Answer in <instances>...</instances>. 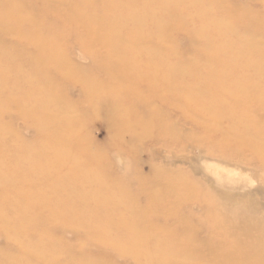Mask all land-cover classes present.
<instances>
[{
  "label": "rangeland",
  "instance_id": "rangeland-1",
  "mask_svg": "<svg viewBox=\"0 0 264 264\" xmlns=\"http://www.w3.org/2000/svg\"><path fill=\"white\" fill-rule=\"evenodd\" d=\"M66 1L0 0V56H4L0 58V135L7 134L6 124L10 126L8 137L0 147L9 155L6 164L12 184L17 186L19 179L24 182L22 190L9 187L7 196L3 190L1 194L3 186L0 184V212L4 211L8 224L16 226L15 236L13 230L5 227L0 230V264H150L144 253L157 250L166 257L170 248H181L182 254L197 263L195 255L212 256L210 244L222 245L227 240L226 235L234 241L243 240L245 223L264 226V166L249 150L229 145L237 136L224 132L227 121L218 117L212 119L204 110L193 108L183 98L182 90L176 91L181 97L174 100L170 91L151 90L145 80L138 82L132 78L125 83L133 89L128 92L121 89L124 81L120 78L102 76L99 73L102 57L114 46L95 41L93 34L71 21L70 0ZM220 1L222 8L218 10L210 4V10L231 23L234 28L231 33L240 34L254 26H246L228 16V8L237 11L242 7L264 14V0ZM140 2L134 0V3ZM201 2L209 5L211 0ZM135 7V11H151L154 18L169 21V35L164 38L158 35V38L155 23L142 15L138 26L144 33V41H137L138 45L128 40L121 43L122 47L133 45L141 49L146 46L152 54L142 59L141 65L148 61L158 63L160 57L156 55V59L152 55L163 53L161 61L165 65L184 62L188 67L184 77L187 79L189 73L194 72L190 71L193 65L205 67L213 60L197 56L196 51L201 49L200 38L191 40L184 36L196 26L192 23L196 19L191 20L186 14L187 27L180 28L184 5L168 8L169 15L161 13L167 9L142 8L137 4ZM125 23L128 25L121 29V34L131 26V22ZM256 28L257 32L264 33V18ZM206 32L212 37V28ZM259 39L264 44L263 38ZM43 43L56 45L60 63L41 62L36 49ZM165 54L173 58H166ZM6 55L10 57L5 59ZM129 57L135 60V56H127V59ZM136 59L139 60V56ZM35 69L39 72L35 73ZM69 70L73 75L84 72L87 79L104 82L112 90L85 94L81 84L66 76ZM247 76L257 81L255 75ZM169 77L180 90V80L176 76ZM263 81L264 78L259 81L258 90H264ZM46 83L51 85L44 86ZM23 98L29 101L25 109L34 107L39 113L37 116L19 117V102ZM111 100L116 101L113 112ZM221 101L227 109L237 108L231 106L226 97ZM58 108L65 109V114H56L59 120L47 119L46 116H54ZM256 108L252 103L249 113L260 121L264 111L257 112ZM115 113L122 115L119 116L122 121H115ZM61 118L69 120L75 129L74 136L69 137L71 143L76 144L77 150L72 146L71 151L76 166L84 165L88 172H97L107 195L116 197L114 201L106 205L101 199H94L91 204V200H86L88 186L82 188L80 199L61 190L62 181H56V176L65 178L69 171L58 169L59 164L52 155H41L47 149L44 135L53 125L59 126ZM40 125L45 129L39 131ZM220 174L224 176L219 177ZM90 188L100 190L95 185ZM22 197L26 201H22ZM40 197L48 202L46 208L40 206ZM157 200L158 204H152ZM50 203L56 207L69 205L67 213L63 207L49 211ZM209 208L215 210L217 218L223 222L212 237L203 230L208 219L204 214ZM86 210L91 216L90 225L68 217L73 211ZM130 214L134 215L132 219ZM95 218L101 219L99 228L91 226ZM125 225L138 227L137 234L142 235L144 241L142 249H134L133 258L125 253L129 250L126 245L120 246L132 239V233L123 229ZM0 227H3L1 221ZM176 228L179 231H175ZM185 231L192 233L185 235L189 237L188 247H181L183 244L177 247L174 241L184 242ZM250 233L257 236L255 229ZM103 237L113 242L105 243ZM209 264L222 263L211 258Z\"/></svg>",
  "mask_w": 264,
  "mask_h": 264
},
{
  "label": "bare ground",
  "instance_id": "bare-ground-1",
  "mask_svg": "<svg viewBox=\"0 0 264 264\" xmlns=\"http://www.w3.org/2000/svg\"><path fill=\"white\" fill-rule=\"evenodd\" d=\"M61 1L67 2L66 0ZM155 1L156 2L151 3L147 0H141L140 3H134V0H70L68 1L69 18L71 21H74L78 25L82 26L88 34H93L92 37L95 41L114 46L112 47L111 51H108V53L102 57L103 62L100 64L99 72L102 76H107L109 74L110 76L108 75V77L115 76L117 79L120 78L124 81V88L121 89H125L128 92H131L133 89L125 86V83H128L130 81L129 79L132 78L134 81L138 82L145 80L148 88L151 90H165L166 92L170 91L171 95L174 97V100L177 97H181V95H176V91L182 90L181 92H184L183 98H185L189 105L193 106V108L196 107L198 109L204 110L212 119H216V117H218L220 120L227 121V131L224 132L228 135L237 136L233 142H229V145L232 144L233 146H239V148H245L246 150H249L254 155L256 160H259V162H261L264 166V116L261 118L262 120L259 121L253 119V117H251L252 115L249 113L252 103H254V106L257 107V112L264 111V90L257 89L259 86V81L264 78V50L262 49V45L264 44L263 41L259 39V37H261L264 40V33L257 32L256 30L258 29L256 28L257 24L262 18H264V14L248 11L247 8L246 10H243L242 7H239L237 11L228 8V16L230 15L232 18L237 19L238 22L243 23L244 25L246 24V26H254L252 30L249 29L248 31L243 33L241 32L239 34L236 31L231 33V29H234L231 23H227L224 17H219L215 15V12L210 10L212 8L210 4H214L218 10L219 8H222L220 5V0H211V2H208L209 5L201 2V0H199V2L196 0ZM136 4L142 8L153 6L155 10L167 9L164 10V12H161L163 15H169L170 11L168 8L171 6H174V9H176L177 6L184 5L183 10L180 9L181 15L183 16L182 19H180L182 26L180 28L184 29L187 27L184 20L186 14H189L190 19H196V22L192 21V23L196 26H192V28L186 34H184V36L191 40H194L195 37L197 39L200 38L201 49L196 51L197 56H205L207 59H213V62L211 61L205 67H202L199 64L193 65L190 71L194 70V72L189 73L187 79L184 77L188 67L184 65V62L182 61L180 64H176L175 66L169 64L165 65V62L163 64V61H161L163 60V53L161 54L157 52L152 55L156 59L160 57V61L158 63L152 64L150 61H148V63L141 65L140 63L142 62V59L146 60V56H150L152 54L146 49V46L144 45L141 49H139L133 45H125L123 48L121 43L125 40H128V42L133 41L135 45H138L137 41H144V33L139 29L140 27L138 26L141 24L142 19L140 17L142 15L143 18L146 17L151 22L155 23V26L158 29V38L159 36L164 38L169 35L167 31L169 21L168 19L164 18H154L151 11L148 13H142L143 9H141L140 12L135 11ZM127 21L131 22V26L125 30L124 34H121V29L128 25L125 23ZM210 28L213 29L212 37L206 32ZM232 36L234 38H231ZM216 37H218V39ZM55 46V44H52L51 46L50 44L43 43L40 47H37V56H39L41 62H59L60 54L56 52ZM130 55L133 57L135 56V60L130 59V57L127 59V56ZM156 55L158 58L155 57ZM136 56H139V60L136 59ZM8 57H10V55H6L5 59H8ZM165 57L173 58V56L170 57L166 54ZM0 58H4V56H0ZM56 66L57 65H54L55 69ZM58 66L60 67V65ZM34 71L35 73L36 71L39 72L38 69H35ZM69 72L70 73L66 74V76L68 75L72 81L81 84L85 94L96 93L99 91H102L103 93L108 91L109 93V89L112 90V88L107 87L106 84L104 85V82L87 79L84 72L75 73L76 77L73 75L74 72H71L70 70ZM133 74L135 77L132 76ZM250 74L258 77L257 81L248 78L247 75ZM169 76H176L177 79L180 80V90L173 86ZM4 80H6V78ZM43 85L50 86L51 84L46 83ZM157 86H160L161 89H158ZM107 88L109 89L100 90ZM153 94H156V91H154ZM223 97L228 98L232 104L231 106H236L237 108L231 109L230 107L227 109L221 101ZM0 100H2V96ZM27 102L29 101L25 98L19 102V108L21 109L19 117L29 118L31 115L37 116L39 113H37L38 111L36 112L34 110V107L25 109L28 104ZM115 102V100H111V110L112 108H116ZM46 103H48V101H46ZM41 105H43L42 101L40 102V106ZM64 111L65 109L58 108L54 116L46 117L47 119L50 118L54 120L55 118H58L56 114L63 116L65 114ZM119 116L121 117L122 115L115 113V121H122ZM59 119L60 118H58V120ZM59 123V126L53 125L50 132H47V134L44 135V137H46L45 143H47V149L44 151L45 154L41 155H52L59 164L58 169L65 168L69 171V176H66L65 178L60 177L59 175L56 176L58 178L56 181H62V184L60 185L61 190L65 191L66 194L72 198L80 199V194H82L80 192L82 191V188L88 186L89 194L88 197H86V200L89 202L91 200V204H93L94 201L92 200L94 199H101V202L106 205L107 202L114 201L116 197L110 194L107 195L103 185V179L100 175H98L97 172H88V170L83 167L84 165L76 166L75 157L71 153V151L73 152L72 146L74 150H77L76 144L73 145L70 140L71 138L69 137L74 136L75 129L73 126H71V123L67 119L62 120L61 118V122ZM56 127L59 130H57ZM44 129L45 128L42 125L38 126L39 131ZM2 130L5 132V129ZM6 130L7 134H9L10 126H7V124ZM7 134L0 135V146H2L4 143L5 137H8ZM61 134L64 135L65 138L62 139ZM48 144H50V146ZM7 156L9 157V155H6V150L0 147V184L3 186L1 188V194L4 193L6 196L7 191L11 186L14 187L15 190H22L24 188V182L22 179H19V184L17 186L15 184L16 187L12 184L13 182L9 176L10 168H8L6 164V161H8ZM18 156L21 157L22 153H19ZM52 156H50V160H52ZM215 176L217 175L215 174ZM218 176L221 177L224 176V174H220ZM219 177L217 180H220ZM222 180L224 181L225 179ZM94 185L100 190L96 191L93 188V191H91L90 187ZM1 194L0 200L2 199ZM45 200V198L42 200L41 197L38 200L40 201V206L43 208H46L48 204V202ZM22 201H26V198L22 197ZM158 203V200L152 201V204L156 205ZM57 207H63V210L65 211L68 209L69 205ZM57 207L54 203H50V207H48V209L49 211H55L58 209ZM204 215L207 216L208 219L206 222L207 225L204 226L203 230L207 234H210L209 237H212L213 231L217 229V227L221 226L223 222H220V220L217 218V212L212 208H209L208 213ZM130 216L131 219L134 217L133 214H130ZM68 217L72 218L73 220H77L78 222H83L87 225L92 224V220L90 219L91 216L88 215L87 210L85 212L73 211L68 213ZM6 219L7 218L4 211H1L0 221L2 222L3 227H0V230H4L5 228H7L9 231L13 230V236H15L16 226L14 227L13 225L8 224ZM100 222L101 219L95 218L93 219V225L91 226L94 228H99ZM245 224L247 226L244 229L245 234L243 240L241 239L240 241H234L233 238H230L228 235H226L227 240L224 241L222 245L214 246L210 244L209 253L212 254V256L202 257L201 254L195 255L193 253V255H195V257L198 259L197 263L194 260L192 261L188 255L182 254L180 252L181 248L177 250L172 248L168 249L166 251V257H164L157 250L146 252L144 253V256H146V259L150 264H204L201 262H206L209 264V262H211V258L219 260L222 264H264V226L254 227L251 226L252 224ZM123 229L132 233V239L120 243L123 244L120 246L124 247V245H126L129 250L125 251V253L133 258L135 250L142 249L141 246L144 242L142 241V235L137 234V232H139V228L132 225H125L123 226ZM252 229H255L257 233L256 237L251 236L250 230ZM174 230L179 231L178 228ZM4 232L7 233V231ZM185 232L186 233H184V236H190L192 234L188 233V231ZM107 237L108 236H105V238ZM185 237L186 240L184 242L177 240L174 241V243H177V247H179L180 244H183L180 245L181 247H188L187 239H189V237ZM103 240L106 241L104 237ZM108 242L113 241H106L105 243Z\"/></svg>",
  "mask_w": 264,
  "mask_h": 264
}]
</instances>
